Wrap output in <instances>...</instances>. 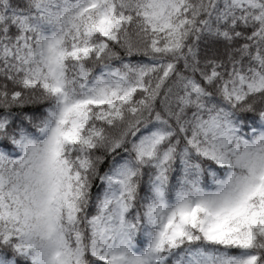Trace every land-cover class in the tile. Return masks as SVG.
Wrapping results in <instances>:
<instances>
[{
	"label": "snow or ice",
	"instance_id": "obj_1",
	"mask_svg": "<svg viewBox=\"0 0 264 264\" xmlns=\"http://www.w3.org/2000/svg\"><path fill=\"white\" fill-rule=\"evenodd\" d=\"M0 264H264V0H0Z\"/></svg>",
	"mask_w": 264,
	"mask_h": 264
}]
</instances>
